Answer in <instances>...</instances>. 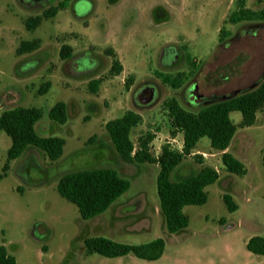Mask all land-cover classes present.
I'll return each mask as SVG.
<instances>
[{"label":"rangeland","instance_id":"1","mask_svg":"<svg viewBox=\"0 0 264 264\" xmlns=\"http://www.w3.org/2000/svg\"><path fill=\"white\" fill-rule=\"evenodd\" d=\"M61 1L0 0V113L15 106L39 108L36 133L65 140L56 161L28 146L11 163L21 192L14 175L0 179V245L4 231L17 264H264V256L245 247L250 237L264 235V111L252 126L236 129L226 150L244 165L245 175L227 172L206 137L171 173L172 180L195 173L201 164L194 157L200 156L219 174L206 187L205 204L183 208L188 225L173 234L159 209L157 164L123 161L104 128L108 120L132 112L138 117L130 131L135 147L139 137L150 134L154 157L164 145L181 151L182 133L170 127L166 102L196 112L261 80L264 20L236 17L240 10H264V0H69L35 30L25 29L28 17ZM34 39L36 50L16 53L21 41ZM62 45L71 47L69 58L59 57ZM114 59L122 67L117 75L110 73ZM92 80L99 81L94 93ZM45 81L50 88L38 95ZM151 88L153 99L143 102V90ZM58 101L67 106L63 124L47 115ZM230 118L237 124L241 115L231 112ZM9 146L10 138L0 131V173ZM94 168L115 169L130 187L105 212L82 220L59 196L56 183L67 172ZM223 194L232 197L235 211L226 210ZM89 236L130 244L162 238L165 249L155 261L132 254L87 256L82 241ZM42 245L46 251L38 252Z\"/></svg>","mask_w":264,"mask_h":264},{"label":"trees","instance_id":"2","mask_svg":"<svg viewBox=\"0 0 264 264\" xmlns=\"http://www.w3.org/2000/svg\"><path fill=\"white\" fill-rule=\"evenodd\" d=\"M69 0H63L58 6H51L41 15L28 17L24 27L28 31L35 30L44 19L53 18L58 11L67 6ZM260 19L264 20V10L257 13L249 10H240L236 21ZM39 47V40L21 41L16 48L18 55L32 52ZM71 47L62 45L59 50L61 59L69 58ZM112 54L109 50L107 51ZM110 73L117 75L122 67L117 59L113 60ZM163 81L173 83L168 77ZM98 80H92L89 88L92 93L96 91ZM50 82L45 81L37 87V94L44 95L50 88ZM170 127L182 133V150L171 149L168 145L161 148L158 156L154 157L149 151L150 134L137 139V147L130 138V131L136 125L137 116L126 112L121 117L108 120L105 131L111 140L119 157L128 163L157 164L156 194L159 209L164 217L165 229L169 234L178 232L187 227L188 216L183 208L188 205H203L207 201L206 187L213 184L218 178V172L210 166L203 165L200 156L194 157L201 167L193 174L179 180H172L171 173L191 154L198 141L206 137L211 150L221 153V163L225 170L235 175L246 174L244 165L238 161L227 148L237 128L252 126L256 114L264 111V75L251 89L235 93L234 96L206 104L196 112L180 108L174 102H166ZM231 112H239L240 121L235 124L230 118ZM48 118L56 123L63 124L67 120V106L64 102L54 103L48 110ZM42 111L35 107L15 106L6 108L0 113V130L10 138V146L6 151V160L2 168L4 175L9 163L20 157L28 146H33L50 160L56 161L63 154L65 140L60 137H42L35 131L34 125L41 118ZM95 136H92L91 142ZM264 164V152L262 154ZM130 187L128 179L121 177L112 168H94L67 172L61 175L56 183V191L60 197L73 204L82 220H89L105 212ZM18 191L21 189L18 187ZM223 204L228 212L237 209V205L229 194L222 195ZM222 221V220H221ZM42 224H38L37 227ZM36 227V228H37ZM34 229L36 238L41 239ZM84 253L89 256L97 254L105 258H117L132 254L135 258L155 261L159 259L165 249L162 238H156L140 244L123 243L104 236H89L82 241ZM246 250L258 256H264V235L252 236L245 243ZM42 251L46 246L42 245ZM0 264H16L14 256L6 248L0 246Z\"/></svg>","mask_w":264,"mask_h":264},{"label":"crops","instance_id":"3","mask_svg":"<svg viewBox=\"0 0 264 264\" xmlns=\"http://www.w3.org/2000/svg\"><path fill=\"white\" fill-rule=\"evenodd\" d=\"M23 107H26V106H23ZM1 131V130H0ZM2 132V131H1ZM4 133V132H3ZM7 151V150H6ZM5 160H6V155H5ZM5 160H4V163H5ZM15 161V159L14 160H12L10 163H9V168H8V170H7V172L3 175L2 174V168H3V165H4V163H3V165H2V167H1V173H0V179H6L9 175L11 176V174L12 175H14L13 173H12V170H11V163H13ZM14 177H15V189H16V191H17V193L19 192L18 190H17V188H18V186H19V184H18V179H17V177L14 175ZM20 194V193H19ZM1 234H2V237H3V240H2V244L1 245H3L5 248H6V250H7V252L9 253V254H11L12 256H14L11 252H9V250L7 249V244H4V243H6V239H5V232L4 231H2L1 232ZM0 245V246H1ZM41 248H37V251L38 252H40L41 250H40ZM14 258H15V256H14ZM15 260H16V258H15ZM16 264H17V261H16Z\"/></svg>","mask_w":264,"mask_h":264},{"label":"water","instance_id":"4","mask_svg":"<svg viewBox=\"0 0 264 264\" xmlns=\"http://www.w3.org/2000/svg\"><path fill=\"white\" fill-rule=\"evenodd\" d=\"M143 98H142V101L143 102H150L152 99H153V89L151 88V89H144L143 90ZM193 94L195 95V93L193 92ZM235 95V93H233V94H230V95H228V96H225V97H223V98H220L219 100H223V99H226V98H229V97H232V96H234ZM219 100H215V101H219Z\"/></svg>","mask_w":264,"mask_h":264},{"label":"flooded vegetation","instance_id":"5","mask_svg":"<svg viewBox=\"0 0 264 264\" xmlns=\"http://www.w3.org/2000/svg\"><path fill=\"white\" fill-rule=\"evenodd\" d=\"M143 95V94H142ZM194 95V94H193ZM195 96H196V94H195Z\"/></svg>","mask_w":264,"mask_h":264}]
</instances>
